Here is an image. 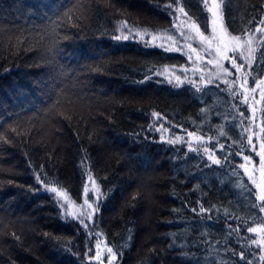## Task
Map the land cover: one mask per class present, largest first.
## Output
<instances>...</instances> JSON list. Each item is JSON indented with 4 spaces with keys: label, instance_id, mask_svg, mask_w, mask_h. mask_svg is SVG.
Segmentation results:
<instances>
[{
    "label": "trees",
    "instance_id": "trees-1",
    "mask_svg": "<svg viewBox=\"0 0 264 264\" xmlns=\"http://www.w3.org/2000/svg\"><path fill=\"white\" fill-rule=\"evenodd\" d=\"M74 2L0 0V135L11 141H0V264H105L88 258L98 238L122 252L113 264H214L221 258L246 264L223 252L224 247L245 250L249 256L258 251L256 246L242 249L246 242L236 234L228 245L223 243L227 225L240 223L234 214L248 223L250 215L258 214L250 209L254 197L245 199L233 187L237 177L230 173L242 155L230 156L231 163L220 168L202 149L224 156L242 147L243 155L258 163L246 140L234 145L232 139L250 135L243 131L250 125L254 132L259 129V138L253 139L259 151L264 140L259 89L256 119L242 118L239 111L251 117L249 106L240 102L242 95L233 98L221 91L225 85L220 81H215L219 87L205 89V95L184 79L169 83V78L155 74L165 66L189 69L183 52L145 46L147 39L135 34L127 40L112 39L120 34L116 28L121 20L148 31L168 30L173 19L162 10L164 0H79L78 27L60 21ZM262 2L232 0L234 19L229 23L239 30L258 14ZM188 4L201 14L198 0ZM146 75L152 79L139 83ZM192 80L199 82L195 76ZM247 86L252 87L251 80ZM202 107L210 109L206 116L200 113ZM153 111L163 119L154 118ZM155 125H163L169 136L196 132L203 140L192 146L200 153L189 152L184 140L167 143L170 139L151 131ZM219 125L232 139L219 134ZM85 157L104 193L96 205L99 210L85 221L87 230L35 179L41 173L77 204L87 177L81 166ZM236 171L252 187L243 170ZM197 201L211 210L203 218L191 211L199 210ZM246 226L241 225V237L250 236L243 231ZM216 241H221L216 245L221 251L210 253ZM250 258L257 264V258Z\"/></svg>",
    "mask_w": 264,
    "mask_h": 264
},
{
    "label": "snow or ice",
    "instance_id": "snow-or-ice-1",
    "mask_svg": "<svg viewBox=\"0 0 264 264\" xmlns=\"http://www.w3.org/2000/svg\"><path fill=\"white\" fill-rule=\"evenodd\" d=\"M231 3L232 0H198V4L201 9V14L198 15L191 11L188 0H164L161 7L162 10L167 12V14L172 17V27L176 28L177 30L175 34L171 30L149 33L147 29H140L135 25H131L127 20H121L118 22L116 28V32L120 34L113 35L112 39L117 41L122 39L127 40L133 34L139 35L141 39H143L145 35H151L152 40L163 37L166 41H170L171 45L175 46L173 47L170 45L165 47V51H181L183 47L187 46L190 52L196 55L197 61L203 59L200 53L206 52L208 56L211 57L207 60V63L211 64L215 71L209 72L207 75L202 74L199 77V82L196 80L190 81L197 93L206 95L207 93L205 92V89H208L210 85L219 87V84H216L215 81H220V83L225 85V88L221 89V91H227L233 98L242 95L240 91L236 90L237 88L243 90V99L240 101L241 103H247L248 94L255 93L257 89H259L261 100H264V2L260 3L259 8L257 9L258 14L251 15V18L248 19L244 26L239 30L234 29L229 23V20L234 19L231 12ZM81 7L82 4L79 2V0H76V2H74L67 8L66 11L63 12L62 16L60 17V21H73L72 26L78 27V21L82 18V15H75V11ZM205 13L207 15H204ZM209 27L211 29L210 31ZM56 35L58 36L59 33H56ZM192 41L197 42L201 45V47H193V44L191 43ZM17 43H23V41L18 39ZM145 46H148V42H145ZM12 47H15V45H12ZM49 51H51V49H49ZM228 53H232V55H229ZM188 59L191 61L192 55H189ZM223 61H228L231 65V68L225 67ZM231 69H235V73ZM167 70L168 67L165 66L164 71L167 72ZM149 71H152V69ZM155 74L162 75L163 73L157 72ZM226 77L235 78L229 80ZM151 79L152 77L150 75H146L145 79L139 81V83H144L145 81ZM175 79L178 84L182 83L181 77L177 76ZM250 80L252 82V87H246ZM168 82L171 83V79H169ZM58 103L59 101H57V104ZM232 107L236 106L233 105ZM209 111L210 109L208 107H202L200 109L201 115L204 116H206ZM254 111L255 110L253 109V112ZM239 115L245 119H252V117L246 116L244 111H239ZM152 116L157 119H163L161 114L155 111L152 112ZM217 127L221 136L232 139L230 134L224 130L223 125H219ZM160 128H163V125H160L157 130H160ZM164 130L167 131V129ZM250 130L251 126L245 125L243 131L249 132ZM13 131H15V129H13ZM260 132L264 133V126L260 127ZM188 136L194 138L196 141L203 140V137L198 136L196 132H188ZM179 139V137L176 139H170L167 141V143L175 144L179 141ZM245 140L249 145H251V150L256 152V155L259 156L258 165L261 179L259 182H257V180L251 174H249V169L245 164L242 163L234 165L233 170L230 173L231 176L237 177V179H235L233 182V187L238 190L241 196L245 199L254 197V199H252L250 202V209L255 210L258 214H264V140H261L260 142L259 151H257L256 145L253 143L252 135L243 136L242 134L240 140L232 139V144L241 145V143ZM0 141H3L4 143H11V141L3 135H0ZM220 150L222 152L225 151V145L222 143L220 144ZM188 151L199 154L201 149L193 147L192 143L188 142ZM202 151L208 154L207 159L211 161L212 165H216L220 168H224L228 163H231L229 161V157L232 155H242L243 160L249 164H251L253 161V157L249 155H243L242 147H239L234 153L226 152L224 156H216L215 153L207 147L203 148ZM81 166L85 168L87 178L97 193L96 201H99L100 197L103 196L104 193L100 192V188L96 184V180L94 179L91 170L87 168L86 157L81 161ZM208 166L210 165H205V167ZM197 167H199V165H197ZM236 168L244 169V172L246 175H248V179L252 187H249V184L246 183L242 177H240L239 173L236 171ZM35 179L44 190L55 193L57 197H60L64 200L65 204H68L70 207L74 204V202L69 200L68 194L64 189L53 184L51 181H48L46 178H44V176L41 175V173H36ZM9 183L13 182L9 181ZM197 187H199V185ZM29 190L33 192L40 191L39 188L34 189L31 187H29ZM88 193L89 188L87 184H85L83 188V194L85 197L84 205H86L88 209H91V211H83L82 209L84 205L77 206L81 209L79 212V217H84V219H80L79 222L86 230L88 229V224L85 221L91 220L92 215L99 210L98 206L94 207V201L88 196ZM197 204L200 205L199 210H197V208H192L191 211L197 215H201L202 218L203 214L209 213L211 211L209 208L200 204L199 201H197ZM59 206L64 213L73 215L74 219L79 218L75 214L68 213V210L64 208L63 204H60ZM173 211H178V209H174ZM217 211H219V209H217ZM258 214L250 215L249 220L251 223H248L243 216L234 214L233 218L238 220L240 223H238L235 227H233L231 224L227 225L229 231L227 232L226 239L223 241V243L224 245H228L229 238H231L233 234H236L237 240H243L246 242L244 245H242V249L256 246L258 251L250 253V256L257 258V264H264V219H261L260 215ZM225 215H229L227 210H225ZM208 218L211 219V216ZM242 224L247 225L243 228V231L254 235L241 237L239 234L242 231ZM89 231L91 234V230ZM13 235L15 234L13 233ZM45 235H47V233H45ZM95 235L99 236L101 234L95 233ZM16 239L19 240V237L17 236ZM129 239H131V237H129ZM202 243H208V241L204 240ZM220 243L221 241H216L215 244H210L209 252L211 253V250L213 249H215L217 252H220L221 249L216 248V245ZM169 246L172 247V245ZM96 247L99 249V241H97ZM181 247H183V245H181ZM89 251H91V249H89ZM107 252L109 254L107 264H112L113 261H116L119 257H122V252L119 250L113 251L112 247H107ZM223 252H230L232 256H238L239 259L245 261L246 264H253V259L250 258L249 255H246L245 250L237 252L234 248L224 247ZM181 255L188 257L189 253L182 252ZM98 258L99 252H97L96 256L90 257V259ZM197 264H199V261H197ZM214 264H229V261L221 258L220 260H214Z\"/></svg>",
    "mask_w": 264,
    "mask_h": 264
},
{
    "label": "rangeland",
    "instance_id": "rangeland-1",
    "mask_svg": "<svg viewBox=\"0 0 264 264\" xmlns=\"http://www.w3.org/2000/svg\"><path fill=\"white\" fill-rule=\"evenodd\" d=\"M168 30H171L174 34L177 32L176 28H173L172 26ZM210 30L211 29L209 27V31ZM152 32H163V31H149V33H152ZM145 39H147V42L148 43H150L152 45L160 46V47H163V48L168 47V46L171 45V42L170 41H166L163 37L157 38L156 40H152L151 35H145L142 40H145ZM191 43L193 44V47H197V48H200L201 47V45L198 44L195 41H192ZM171 46L175 47L174 45H171ZM181 52H183L185 54V56L187 57V61L189 63V69L187 68V65L181 67V69H174V68H171V67H168L167 66L168 67V70H167V72H165L164 71L165 67H163L160 71H161V73H163L162 75L165 78H167V79L169 78V79L176 80L175 77L179 76L182 79L190 82V81H192V79H193L194 76H195V79H198L202 74L203 75H207L209 72H214L215 71V69L213 68V66L211 64H208L207 63V60L210 59L211 57H209L206 52H201L200 53V55L203 57V59L200 60V61H197L196 60V55L193 54V53H191L190 50L187 48V46L183 47V49L181 50ZM228 54L229 55H232V53H228ZM189 55H192V60L191 61L188 59V56ZM223 63L225 65V67L231 68V65H230V63L228 61H223ZM204 69L207 72H205ZM200 70H203V71H200ZM246 87H248V86H246ZM239 90H242V89H239ZM242 99H243V90H242ZM257 101H259V96L255 95V93H249L248 94V100H247V103L246 104H247V106H249L250 113H251V117H252L253 120L256 119L257 108H255V107H256L257 103H259ZM253 109L255 110L254 112H253ZM155 128L156 129H153L151 131H154V132L157 131V129H158L157 125H155ZM158 131H159L158 132V135L161 138L163 137V138H166V139H176L177 137H179L180 138L179 140H184L187 143L188 142H191L193 144L194 142H196V140L194 138L188 136V133H182V134H177V135H174V136H169L168 135L169 134L168 131H165V130H163L161 128ZM258 131H259V129H257L256 132H254L253 130H250L249 131L250 132V135H252V138L253 139H258L259 138L258 137ZM240 159L242 160L240 164H242V163L245 164L246 167L249 169V174H251L257 180V182H259L260 179H261V177H260L258 163L255 160H253L252 163L249 164V163L245 162L242 157ZM258 162H259V160H258ZM242 170L244 172V169H242ZM246 176L248 177V175H246ZM85 184H87V186L89 188L88 196L93 199V201H94V207H96V205L98 204V201H96V195H97V193H96L93 185L91 184V182L88 180L87 177H86V180H85ZM96 184L98 185L97 182H96ZM57 198L59 200V204L58 205L63 204L64 205V208H66L68 210V213L75 214L77 217H79V212L81 211V209L79 207H77V206L78 205H84V199H85V197H84V194L83 193H82V199H81V201L79 203H77V204L74 203L71 207L68 204H65L64 203V200L62 198H60V197H57ZM82 210L85 211V212H90L91 211V209H88L86 205H84V207H83ZM93 215H92V217H93ZM69 216H70V218L72 217V219H74L73 218V215H69ZM79 218L80 219H84V217H79ZM261 219H264V214H261ZM86 221H89V220H86ZM253 235L254 234H250V236H253ZM97 241L100 242L99 249H97V247H96ZM90 249H91V251L89 252L90 253V256L88 258L96 256L97 252H99V258L98 259H92V260H94L96 262H100V263L107 264L108 257H109V254L107 252V245H105V243L102 241L101 238L95 239V241L93 242V244H92V246H91ZM113 262H112V264H113Z\"/></svg>",
    "mask_w": 264,
    "mask_h": 264
}]
</instances>
